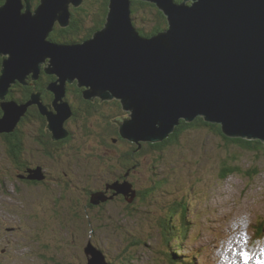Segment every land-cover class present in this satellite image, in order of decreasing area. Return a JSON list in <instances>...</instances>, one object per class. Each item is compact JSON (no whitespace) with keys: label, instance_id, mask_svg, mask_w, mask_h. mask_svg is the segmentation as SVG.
<instances>
[{"label":"water","instance_id":"obj_1","mask_svg":"<svg viewBox=\"0 0 264 264\" xmlns=\"http://www.w3.org/2000/svg\"><path fill=\"white\" fill-rule=\"evenodd\" d=\"M132 0H109L104 26L83 41L48 39L55 24L69 25L70 8L83 0H4L0 5V133L14 130L28 106L37 104L53 139L65 136L71 110L67 85L84 88L85 99H116L128 117L120 136L132 143L159 142L183 120L217 124L229 138L264 143V0H140L154 4L167 28L140 35L131 16ZM45 64V65H44ZM44 65V68H43ZM56 77L47 89L54 112L32 94L26 103L5 100L14 83L36 80L41 70ZM119 195L128 183L108 186ZM102 195V194H101ZM96 191L94 205L105 201ZM87 264H109L90 243Z\"/></svg>","mask_w":264,"mask_h":264},{"label":"rangeland","instance_id":"obj_2","mask_svg":"<svg viewBox=\"0 0 264 264\" xmlns=\"http://www.w3.org/2000/svg\"><path fill=\"white\" fill-rule=\"evenodd\" d=\"M139 16L134 20L135 27L143 26L149 30L154 24L153 20L142 14ZM90 25L89 20L85 21L87 28ZM126 116L128 117L127 114ZM81 136L83 139L85 138L81 143L85 145L86 151L78 156V160H75L73 154L68 155L67 152L71 153L70 148L63 150L68 156L66 160L69 161L68 179L74 186L79 183L78 175L85 165L96 163L99 154L106 157L104 153L112 152L110 146L95 143L98 137L94 136L92 139L83 133ZM97 141L100 139L98 138ZM179 144L183 145L184 149L181 150L178 147L175 153H169L166 160L155 168L151 181L146 183L147 189L152 187L153 182L155 183L159 178L165 177L169 181V185H166L163 191H152L151 196L160 202L157 204L153 201L154 204L151 206L146 204L147 207L156 210L152 212L153 214H147L148 212L140 208L138 204L135 205L136 210L134 209V211H127V207L121 206L118 202H113L114 205L106 206L105 209H100L96 205L93 212L89 209V212L80 213V215L90 214V226H86L88 229L85 230L82 226L70 228L69 224L72 222L66 218L73 213L62 209L61 204L56 208V219H50L48 209L42 215L44 223L48 224L46 227L48 230L51 229L48 233L52 236V240H50V236L45 237L42 230L39 232L37 221L21 217H27L29 210L31 211L28 209V204L36 206L38 201L45 204L49 197L48 194L42 196L43 193L34 188L40 182L36 181L35 184L27 185V187L24 185L23 188L17 189L10 180H6L7 185L0 180V223H4L2 226L6 224L10 228L0 237V245L5 247L6 254H8L2 264H51L50 258L46 260L38 242L48 243L49 249L55 246L54 244H58L62 255L68 253L69 263L87 264L91 255L87 256L84 253L85 246H87L84 235L88 234L91 236L88 239L104 249L108 254L107 261L112 264H121L122 261L130 262L129 264H171L168 259L174 252H179L181 255L178 256L181 257V260L174 261V264H243L242 260L240 262L239 255L241 251H247L248 243L240 242L236 238L250 239L255 235V225L261 224L264 227V158L256 159L252 153L242 154L238 162L240 167L246 170L250 166H256L260 171L259 175L253 178L233 175L225 180H220L218 177V157L221 153L219 139L206 129L198 128L184 133L180 137ZM92 146L94 147L93 151ZM94 152L98 156H93ZM0 154H2L0 162L3 164L2 158L5 155L2 151ZM39 162L41 166L34 169L33 173L34 176L44 180L49 165L44 161ZM145 170L146 166L143 165L138 173L140 177L141 175L145 176ZM90 171L93 172L91 174L93 182L101 190L97 191L100 195L102 194L101 197L110 201L116 200V192L107 187L114 183L117 171L108 169ZM128 173L126 172V175ZM75 176L76 178L72 179ZM88 178L91 179L90 176ZM48 184L50 187L55 186L52 180H49ZM137 185L138 188L133 189L135 195L139 194V191L143 192L140 189V183ZM56 192L59 193V188L56 189ZM111 192L112 194H110ZM108 194L109 197H107ZM172 200L188 202L190 212L185 223H188L189 228H187V236L179 234L171 236L170 240L166 241L164 235L160 234L154 217L159 212V205L164 209L165 206L167 207L173 202ZM163 209L160 208V210ZM35 213L37 216L38 211ZM143 217L144 219L149 218L144 221ZM107 218L110 220H106ZM58 220H60V224L55 223ZM119 227L132 231L136 236L124 234L122 236L119 234ZM140 232L144 233L141 238L144 243H140V245L136 243V247L133 239L136 240ZM124 236L126 239L123 238ZM222 239H225V242L221 241ZM256 250L258 251L257 255ZM262 252H264V231L262 238L256 240L254 249L248 252L251 257L248 264H257L258 260H264ZM16 253H22V255ZM136 257V261H130Z\"/></svg>","mask_w":264,"mask_h":264},{"label":"trees","instance_id":"obj_3","mask_svg":"<svg viewBox=\"0 0 264 264\" xmlns=\"http://www.w3.org/2000/svg\"><path fill=\"white\" fill-rule=\"evenodd\" d=\"M176 1L181 2V0H176ZM3 2L4 0H0V5L3 4ZM108 3L109 0H83V3L79 7L70 8L71 18L69 21V25L66 26L65 28H61L57 24H55L53 31L48 36V39L55 43H74L90 38L95 31L101 29L104 26L106 14L108 11ZM38 4H39V0H35V5L37 6ZM140 14H142L146 18L147 17L151 18L154 22L153 26L150 27L149 30H147L143 26L136 27L140 35H143L145 37H150L164 31L167 28V22L165 16L160 10L157 9V7L154 4L140 0H132L131 1L132 18L135 20L140 17L139 16ZM87 20L91 22L89 28L85 26V21ZM133 24L135 26V22H133ZM1 64H2V57L0 56V69H1ZM44 78H46V83H48L49 81L54 79V76L52 77L44 76ZM41 81H42V77H40V80H38L37 82H34L33 87H31V85L21 87L19 85L20 83H14L9 89L8 94L5 96V100L11 101L12 99H15L16 101L18 102L21 101L20 103H23L25 101L27 102L28 100H30L32 94H34L35 92H40L43 95L46 94V92L48 93V90L46 91V88L41 85ZM70 89H73V87L72 85L68 84L67 91ZM69 99L73 106H80V108L83 109L85 108L89 111L88 113L98 114L96 113V110H99L101 112V110L103 109L114 108L117 109V114L119 118L126 116V113L122 110V107L120 106L121 104L119 103V101L116 100H101L100 98H97L96 100L92 101L91 99H85L83 97V94L80 95V92H78L75 96H69ZM1 102L4 101L0 100V103ZM34 105H36L37 107L34 108L35 111L29 110L28 112H25L23 116L20 117V120L15 125L13 131L9 133H0V151L10 156L9 157L10 159H8L9 162L6 163L4 161L3 164L0 162V180L2 181L10 180L15 187H18V182L20 179L15 177L16 175L20 174L19 172H17L18 169H22L21 172L24 176V178H22L21 181L28 180L32 183L35 181H42L38 177L34 176V174L32 173L34 169L30 170L31 169L30 165L35 164L36 167L39 161H44L48 163L49 165L48 177L50 175V177L56 178L59 182H62L65 172H67L68 174V172L70 171L68 164L69 161L68 159L66 160V158L68 157L67 153L68 155L73 154L75 160H78V156L83 154L84 151H86L85 145L81 143V141L85 140V138L83 139L82 136L66 143H61V141L58 139L54 141L53 134L50 131H49L50 133L48 131L47 133L45 132L47 130L46 126L48 124L46 116H42L39 106L37 104ZM102 113L101 115H105V113L104 114ZM2 116H3V111L2 108L0 107V118H2ZM96 118L91 116L90 117L91 122L89 125L83 123H73L74 130H77L80 133L82 132L84 135H88L92 139L94 138V136L100 139L99 135L101 133L103 134L102 135L103 138L105 132H109V130L110 132L113 131V133H115V135L118 136V130H117L118 128L115 127L113 123L109 121L108 123L103 124V122L100 123L101 119L96 120ZM31 123H33V125H31ZM63 127H65V123L63 124ZM198 128L206 129L209 133L213 134L214 137L219 139V143H220L219 149L221 150V153L218 157L219 159L218 177L220 180H225L233 175H243L249 178L250 177L253 178L259 175L260 171L256 166L254 167L250 166L248 169L244 170L240 167L238 162L240 156L245 153L254 154L256 159H260L261 157L264 158L263 142L259 140H247L243 138L226 137L225 135H223L221 131V127L219 125L206 123L203 121L202 118L198 117L191 123H187L181 120L179 125L174 128V131L171 134H169L167 138H165L162 141H159V143L158 142L152 143L148 141L147 142L140 141L138 143H132L125 139L117 143H109L110 144L109 146L112 148L111 153H104L106 157H103V154H99L100 156L99 157L97 153L94 152L93 156H98L96 163H93V165H85L83 170L79 169L81 173L78 175V179L79 180L81 179L82 183L78 181L79 183H76L75 186L74 184L70 185L68 183L66 185L65 183H61L60 185L58 184V187H50L49 185L47 186L39 185L37 187H34L35 189L43 193L42 196L44 194H48L49 197L44 196L45 198L48 197L45 204L37 203L36 206L28 204V209H31V211L29 210L27 217L25 216H21V217H23L24 219L27 218L35 222L37 221L39 232L40 230H42L43 232L42 234H45V237H48L50 236L48 232H50L51 229L48 230V227H46V225L48 224L44 223V219L42 215L45 214L46 210L48 209V211L50 212V217H51L50 219H56L57 218L56 208L60 207V205L62 204L61 206L62 209H67L69 213L70 212L71 214L73 213V215L66 218V220L72 222L69 224L70 228L71 227L78 228L82 226L85 230H87L88 227L86 226H90V214L86 213L80 215V213L89 212V209L91 210V212H93V209L96 206L91 202V194L97 191L98 188V186L92 180L91 174L93 172L90 170L93 169L95 170L98 169L100 171L107 169L115 170L114 172L117 171V175H116L117 177L115 178L119 179L121 177L120 180L121 183L123 182L128 183L129 185H131L132 189L135 188L137 189L138 188L137 183H140V189L143 191L142 193L141 191H139V195L138 196L136 195L131 203L127 201V199L130 196L129 194L128 196L122 195L121 198L118 197L116 199L117 201H110L104 197L105 201H102L99 204H97V206L100 207V209H105L106 206L114 205L113 202H118L121 206L125 205L127 207V211L129 210L134 211L135 205L138 204L140 208L148 212L147 214L149 213L153 214L152 212L156 210L154 208L147 207L146 204H149L151 206L154 204L153 201L157 204H160V202L151 196L152 191L153 192H157V190L163 191L164 187L166 185H169V181L165 177L159 178V180L161 181L157 180L155 183L153 182L152 187H149L147 189H146L147 186L146 183L148 181H151V177L154 175L153 173H155V168L160 166L166 160V156L169 153H175L178 147L181 150L184 149V146L179 144L180 137L184 133L197 130ZM96 129L99 130L97 135H96ZM29 130H31L33 133L32 132L29 133L28 132ZM97 139L95 140V143L97 142L101 143L100 141H97ZM66 148L71 149L70 154L69 152H67L66 154L63 152V150L65 151ZM58 149H61L60 150L61 152H59ZM91 149L93 151L94 147L92 146ZM38 152H40L41 154L40 153L38 154ZM36 153L38 154V156H41L40 160L36 159L37 158V156H35ZM143 165L146 166L145 176L141 175L140 177L139 176L140 174L138 173ZM126 172L129 173L126 175ZM88 176H90L91 179H89ZM75 178L76 176L72 177V179ZM57 188H59V193L56 192ZM84 194L85 196H83ZM172 201L173 202H171V204H168L167 207L165 206L164 209L159 205V212L154 217L156 219L155 223L157 224V228L160 231V234L164 235L166 241H169L171 236L172 237L175 235L178 236L179 234H184V236L185 235L187 236V228L189 227L188 223H185V220L190 212L188 202L184 200H172ZM160 208L163 210H160ZM35 211H38L37 216L35 215L37 214L35 213ZM109 218H107L106 220H110ZM148 218L149 217L144 219L143 217L142 220L146 221ZM55 223L60 224V220H58ZM118 230H119V234H122V236L123 234L130 235L133 237L136 236V234L133 233L132 231L123 230L120 227L118 228ZM263 231H264V227L261 224L255 225L254 227L255 235L254 237L248 239V244H250L252 248L255 245V241L259 238H262ZM143 234H144L143 232H140L137 239L136 240L133 239L134 245H136V247L137 244L140 245V243H144L143 239H141ZM83 235L81 236L83 237ZM50 237H51L50 240H52V236ZM84 237H85L84 239H86L85 245L91 243L92 246L97 248L101 252V254L104 255L105 261L109 264H112L111 262L107 261L106 257L108 256V254L105 253L104 249L98 246L97 243L93 244L90 241V239H88V237H91L89 236V234L84 235ZM123 238L126 239V236H124ZM37 244L41 247V250L43 251L46 260L47 258H50L51 264H63V263L76 264V262L69 263L67 257L68 254L67 251H66L67 253L66 255H62L60 253L61 248L60 246H58V244L57 245L54 244L55 246H53L51 249H49L50 245L48 243L41 244L38 242ZM82 252H83V247H82ZM17 254L22 255V253L21 254L17 253ZM4 255L8 257V254H4ZM178 256H181L179 252L172 253V255H170L171 258L168 259L169 263L174 264L175 263L174 261L176 262L180 261L181 257L179 258ZM132 260L136 261L137 257L135 259H131L130 261ZM129 263H125L123 261L121 262V264H129ZM189 264H194V263H189Z\"/></svg>","mask_w":264,"mask_h":264},{"label":"flooded vegetation","instance_id":"obj_4","mask_svg":"<svg viewBox=\"0 0 264 264\" xmlns=\"http://www.w3.org/2000/svg\"><path fill=\"white\" fill-rule=\"evenodd\" d=\"M31 5H32V7H31V10L33 11L37 6L35 5V0H31ZM72 8V7H71ZM45 65V64H44ZM44 65H43V68H44ZM44 76H51L52 77V75H47V74H45L44 73V71H43V69L41 70V72H40V75L38 76V78L36 79V80H32L31 79V76H29L27 79H26V84L25 85H21V84H19L21 87L22 86H30L31 85V87H33L34 86V82H37L38 80H40V77H42V81H41V85L43 86V87H45L46 88V91L48 90L47 89V87H48V85L51 83V82H54L55 80H56V77L54 76V79H52L51 81H49L48 83H46V78H44ZM29 80V81H28ZM69 85H72V87H73V89H70V90H66V94H65V98H64V100L65 101H67L68 102V104H69V107H70V110H71V114H70V117L69 118H67L65 121H64V123H65V127H63V130H64V132H65V136L64 137H62V138H59L58 140H60L61 141V143H66V142H70L71 140H75V139H77V138H79L81 135H82V132L80 133L79 131H77V130H74L73 129V123H83V124H87V125H89L90 124V117L91 116H93V117H95L96 118V116H97V118H96V120H99V119H101L100 120V123L101 122H103V124L104 123H108L109 121L111 122V123H113V125L115 126V127H117L118 129V136L117 135H115V133H113V131L112 132H110V130H109V132H105V135H104V137L102 138V133L99 135V137H100V142L102 143L103 142V144H105V145H107V146H109V143H117V142H120L121 140L123 141V138L120 136V133H119V125H118V123L119 122H121V120L122 121H124L125 119H127L128 117L126 116V117H124L123 119L122 118H119L118 117V114H117V109H114V108H112V109H103V110H101V112L99 111V110H96V113H98V114H95V113H88V110L87 109H83V108H80V106H73L72 104H71V102H70V99H69V96H75L78 92H80V93H82L83 92V90H84V88H79V87H77V85H76V83H73V84H69ZM67 87H68V85H67ZM78 90V91H77ZM77 91V92H76ZM67 92H68V94H67ZM34 94H39V100H40V102L41 103H43V106H44V108L47 110V111H49V112H54V110H55V108H54V106L52 105V100H53V98H54V95L51 93V92H49L48 91V94H47V92H46V94H41L40 92H35ZM31 99V98H30ZM97 98H93V99H91L92 101L93 100H96ZM111 100H116V99H111ZM29 101V100H28ZM43 101V102H42ZM117 101V100H116ZM18 102V101H17ZM21 102V101H20ZM20 102H18V103H20ZM26 102V101H25ZM25 102H23V103H25ZM36 107V105H34V104H32V105H30V106H28L27 107V109H26V112H28L29 110H34V108ZM37 108V107H36ZM75 109H77V110H75ZM35 111V110H34ZM103 112V114L105 113V115H101V113ZM127 115H128V112H125ZM85 114V115H84ZM95 115V116H94ZM129 116V115H128ZM103 118V119H102ZM81 120H83V121H81ZM102 120H104V121H102ZM63 123V124H64ZM116 125H118V126H116ZM31 125H33V123H31ZM47 127V126H46ZM77 129V128H76ZM47 131L49 132V130H48V128H47V130L45 131L46 133H47ZM29 133H31L32 131L31 130H29L28 131ZM99 132V130L98 129H96V135H97V133ZM33 133V132H32ZM50 133V132H49ZM108 133V134H107ZM93 134V133H92ZM79 135V136H78ZM94 135V134H93ZM111 136V137H110ZM106 139V140H105ZM55 140H57V139H55ZM54 140V141H55ZM63 148V147H62ZM38 149V148H37ZM61 149H58V151L59 152H61L60 151ZM40 152H38V154H39ZM38 154L36 153V155L35 156H37V158L36 159H38V160H40V158H41V156H38ZM41 154V153H40ZM0 155H2V154H0ZM3 155H5L3 158H2V160H3V163H4V161L7 163V162H9L8 161V159H9V155H7V154H5L4 152H3ZM38 166H41V164H40V162L39 163H37V165H36V167H35V164H31L30 165V167H31V169L30 170H33V169H36ZM43 166V165H42ZM42 169H43V167H42ZM9 170V169H8ZM21 170L22 169H18L17 170V172H19L20 174H18V175H16L15 177H17V178H20L19 179V185H18V187H15L13 184V186L15 187V188H17V189H19V187H22V186H24V187H27V185H32V184H35L36 183V181L35 182H30V181H24V180H22L21 181V179L22 178H24V176H23V174H22V172H21ZM29 170V171H30ZM33 172H34V170H33ZM32 172V173H33ZM34 174V173H33ZM50 174V173H49ZM56 174V173H55ZM43 177V176H42ZM43 180V179H42ZM48 180V181H47ZM49 180H52V182L53 183H55V186H53V187H58V184L60 185L61 183H69L70 185H72V182L68 179V174H67V172H65V175L63 176V181L62 182H59L56 178H53V177H50V175H49V177H48V172L44 175V180L43 181H39L40 182V184H38L37 186H42V185H49L48 184V182H49ZM120 180H121V177L119 178V179H115V181L114 182H116V181H118V182H120ZM6 185H7V182L6 181H3ZM79 182L81 183V179L79 180ZM66 184V185H67ZM23 188V187H22ZM107 188H109V187H107ZM110 189V188H109ZM97 191H101L99 188H97ZM113 191V190H112ZM21 194V193H20ZM110 194H112V192L110 193ZM137 196L139 195V194H136ZM81 196V195H80ZM110 195L108 194L107 195V197H109ZM121 198L122 197V195H118L117 194V196H116V199L117 198ZM48 199V198H47ZM111 201H116V200H111ZM38 203H41V202H38ZM3 215H4V212L2 213ZM2 224H4V223H0V237L4 234V233H6V232H8L9 230H10V228H8V226L5 224V225H3L2 226ZM18 228H19V226H18ZM4 254H6V249H5V247L3 246V245H0V264H2L3 262H4V260L7 258V256L6 255H4ZM17 254V253H16Z\"/></svg>","mask_w":264,"mask_h":264},{"label":"snow or ice","instance_id":"obj_5","mask_svg":"<svg viewBox=\"0 0 264 264\" xmlns=\"http://www.w3.org/2000/svg\"><path fill=\"white\" fill-rule=\"evenodd\" d=\"M262 255H264V252H262ZM240 258L243 261V264H248L249 260L251 259L249 253L246 250L240 253ZM257 264H264V260H258Z\"/></svg>","mask_w":264,"mask_h":264},{"label":"bare ground","instance_id":"obj_6","mask_svg":"<svg viewBox=\"0 0 264 264\" xmlns=\"http://www.w3.org/2000/svg\"><path fill=\"white\" fill-rule=\"evenodd\" d=\"M38 86V85H37ZM45 89V88H44ZM78 91V90H77ZM76 91V92H77ZM24 92V91H23ZM68 93V92H67ZM48 94V93H47ZM82 93H80V95H81ZM43 102V101H42ZM106 103V102H105ZM104 103V104H105ZM109 105V104H108ZM107 106V105H106ZM121 106V105H120ZM89 112V111H88ZM103 114V113H102ZM42 117V116H41ZM81 121H83V120H81ZM19 126V125H18ZM179 129V128H178ZM181 129V128H180ZM84 131V130H83ZM43 134V133H42ZM108 134V133H107ZM216 136V135H215ZM111 137V136H110ZM82 138V137H81ZM171 138V137H170ZM103 143V142H102ZM159 143V142H158ZM177 143V142H176ZM76 144V143H75ZM153 145V144H152ZM57 147V146H56ZM59 147V146H58ZM33 149V148H32ZM263 149V148H262ZM247 151V150H246ZM32 152V151H31ZM52 156V155H51ZM46 157V156H45ZM48 157V156H47ZM100 157V156H99ZM10 159V158H9ZM64 159V158H63ZM125 162V161H124ZM234 163V162H233ZM256 173V172H255ZM67 184V183H66ZM44 186V185H43ZM47 186V185H46ZM67 188V187H66ZM142 193V192H141ZM64 198V197H63ZM51 200V199H50ZM44 206V205H43ZM58 206V205H57ZM43 210V209H42ZM59 210V209H58ZM51 218V217H50ZM91 244V243H90ZM92 245V244H91Z\"/></svg>","mask_w":264,"mask_h":264}]
</instances>
